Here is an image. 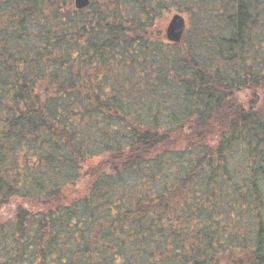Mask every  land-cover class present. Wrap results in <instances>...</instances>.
Returning a JSON list of instances; mask_svg holds the SVG:
<instances>
[{
  "label": "trees",
  "instance_id": "obj_1",
  "mask_svg": "<svg viewBox=\"0 0 264 264\" xmlns=\"http://www.w3.org/2000/svg\"><path fill=\"white\" fill-rule=\"evenodd\" d=\"M175 1L0 0V264H264V0Z\"/></svg>",
  "mask_w": 264,
  "mask_h": 264
},
{
  "label": "rangeland",
  "instance_id": "obj_2",
  "mask_svg": "<svg viewBox=\"0 0 264 264\" xmlns=\"http://www.w3.org/2000/svg\"><path fill=\"white\" fill-rule=\"evenodd\" d=\"M220 5V0H201V2H198L197 0H176L173 2L170 10L166 12L167 15L163 16V19L160 21L159 24L162 25H160V27L163 28L164 26V30H166L171 17L175 13H181L186 18L187 29L181 45L172 46L170 48L172 49V52L184 54L187 50H193V54L196 53L201 56V58L206 57L208 53L205 52L210 48V37L212 36V41H214L218 31L224 32L226 30V21L223 18L220 19L217 15V9ZM256 43L255 46L258 44ZM246 63L249 65V60L246 61ZM236 99L245 105L244 107L246 109H252L255 107L262 109L264 107V82L259 85H252L251 89H243L236 95ZM163 121L164 125L170 126V124H168V115L163 117ZM184 136H187V134ZM190 138L192 139L191 136ZM180 140L183 142L180 146H184L183 144L188 141V138L187 140ZM98 161L99 159H96L95 163ZM262 185L264 186V181ZM14 210L15 208H13V206H8L6 207L5 212L6 214L11 215Z\"/></svg>",
  "mask_w": 264,
  "mask_h": 264
},
{
  "label": "water",
  "instance_id": "obj_3",
  "mask_svg": "<svg viewBox=\"0 0 264 264\" xmlns=\"http://www.w3.org/2000/svg\"><path fill=\"white\" fill-rule=\"evenodd\" d=\"M81 4L88 3L89 0H80ZM187 29L186 18L181 13H175L171 20L168 22V26L165 30V36L170 42H181L183 40V34Z\"/></svg>",
  "mask_w": 264,
  "mask_h": 264
},
{
  "label": "flooded vegetation",
  "instance_id": "obj_4",
  "mask_svg": "<svg viewBox=\"0 0 264 264\" xmlns=\"http://www.w3.org/2000/svg\"><path fill=\"white\" fill-rule=\"evenodd\" d=\"M250 109V108H249Z\"/></svg>",
  "mask_w": 264,
  "mask_h": 264
}]
</instances>
